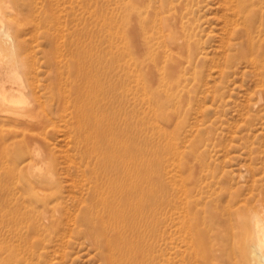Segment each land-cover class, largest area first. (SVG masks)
<instances>
[{
    "label": "rangeland",
    "instance_id": "obj_1",
    "mask_svg": "<svg viewBox=\"0 0 264 264\" xmlns=\"http://www.w3.org/2000/svg\"><path fill=\"white\" fill-rule=\"evenodd\" d=\"M0 4L17 46L7 59L30 85L33 116L0 125V264H104L89 240L90 209L110 190L94 171L111 163L92 145L106 158L114 143L171 194L170 264H247V219L264 209V0ZM80 69L98 71L93 89L123 95L122 108L111 104L122 127L92 136L86 152L88 132L74 122L92 98L71 93ZM103 101L99 91L100 114ZM163 224L151 221L143 264L167 263Z\"/></svg>",
    "mask_w": 264,
    "mask_h": 264
},
{
    "label": "bare ground",
    "instance_id": "obj_2",
    "mask_svg": "<svg viewBox=\"0 0 264 264\" xmlns=\"http://www.w3.org/2000/svg\"><path fill=\"white\" fill-rule=\"evenodd\" d=\"M7 9H9V6L6 5L5 7V5L0 4V125L2 123L10 121H14L17 124L22 125L29 122L30 120L28 119L32 116L29 114L31 112L28 113V108L30 107L31 103L28 102L29 93L27 91V86L29 87L30 85H25L26 81L24 82V76H22L23 74L21 75L20 73L18 62H14L12 60L9 61L7 59L9 55L12 54L11 52L16 51L15 48L17 47L15 46V44L11 46L10 43L12 42H9V40L12 41V38H14V34L11 33V27L7 23V20H9L7 19ZM157 19L160 22L162 18L157 16ZM120 30L121 29H119V31ZM121 33L123 34V32ZM123 39L125 40V37H123ZM14 41L15 39H13V43ZM123 47L125 48V44ZM15 53L17 55V52ZM81 70L82 69H80V71H76L77 80L75 78L71 93L74 95L73 98L76 101H78L83 95H86L90 99L92 98V101H90L88 105L86 104L87 110H80L79 113H76L74 122V128L76 129V131L80 133L88 132V135H84V138L82 139V142H84V152H86L87 145L89 143L92 145V143L96 140V138L91 139L92 136H96L105 131H107L108 135L114 136L116 135L118 129L122 127V119L119 121L116 120L119 115H117L118 112H114V110H116L117 107H113V105L111 104L115 101V103L119 105L120 108H122L123 95H121V92L118 93L121 95V97L118 98L120 100L119 102H117V100H114V97L116 96L115 93L109 95V92H111L109 85V87L106 85V88L109 89H105L104 86V89L99 86L100 89L98 91L96 89H93L91 87V79L93 80L92 77H94V72ZM124 73L125 72L122 71V74H116L118 78L116 79L117 82L115 84L118 83L117 85H120V88L123 84ZM95 74L98 75V71L97 73H94V75ZM112 74L114 76L113 71H106V74H104L103 72L104 79L106 80V76H110V78L112 79ZM53 77H55V75ZM98 83L95 84V86L98 85ZM52 87L54 86L52 85ZM56 87L58 86L56 85ZM73 87L76 89L78 88L77 92ZM111 88L114 90V87ZM28 89L29 91L33 90V88ZM113 90L112 92H115ZM99 91L105 100L103 101V105L108 106L106 108L104 107L105 111L101 112L102 115L97 110H95V106L97 105V101L99 100ZM58 99L59 104L64 101L62 95H59ZM37 102L35 103L37 104ZM36 104H33L34 108L32 107V109H36L38 107ZM74 113L75 112H73V114ZM137 117L138 115L135 114V118ZM42 123L43 122L41 120L38 122V124ZM108 141H112V137L108 139ZM116 144L114 143L112 145V147L114 146L113 148H111L113 149L112 154L110 152L111 149L107 150L106 158L101 146L95 147L92 145L93 150L97 148L94 151L97 150L98 153L103 154L101 163L104 166H107L108 163H111L107 170L94 171L98 174L102 173V181L104 182V184L110 187V190L105 197L101 196L99 198L98 202L99 207L101 206L100 208L96 209L94 206H92L90 209L93 214L92 217L94 218L91 219V228L89 227L90 238H88L89 240L91 239L90 242L93 244V246H95V249L103 253L104 264H143V261L146 259V257L143 256L142 251H147L150 248L149 237L147 236L149 234H147V230L152 229L153 231L154 229L151 225V221L154 222L155 219L162 218L164 221V230L162 231V233L164 235V239L166 240L165 245L167 256L165 261L167 262L166 264H170L171 257L168 251L172 242L171 236L173 226L171 221L173 210H171V194L165 188L159 189L156 187L155 179H157L158 177H155V174H151L152 172H149V169H151V165L146 164L145 166H143V164H139V166L137 161H134L132 163L127 161V155L129 154V151H127V147L123 146V157L116 156L115 151L120 147H117ZM81 148L82 147L80 146L79 149ZM94 151L90 152L94 153ZM112 162L115 165H113ZM118 187L120 188L119 190H117ZM44 211L46 212V210ZM247 220V264H264V209H256L250 212ZM153 233L154 235H157L155 234V232ZM88 235L89 234L87 233V236ZM114 249L118 250L117 254L112 251ZM109 250L111 254L107 255L106 253ZM101 258L103 259V257Z\"/></svg>",
    "mask_w": 264,
    "mask_h": 264
}]
</instances>
